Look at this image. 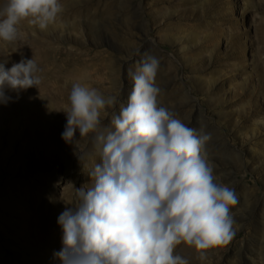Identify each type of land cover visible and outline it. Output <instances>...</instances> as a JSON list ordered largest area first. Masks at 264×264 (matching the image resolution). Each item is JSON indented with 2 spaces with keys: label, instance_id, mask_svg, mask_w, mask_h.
Wrapping results in <instances>:
<instances>
[{
  "label": "rangeland",
  "instance_id": "374dc122",
  "mask_svg": "<svg viewBox=\"0 0 264 264\" xmlns=\"http://www.w3.org/2000/svg\"><path fill=\"white\" fill-rule=\"evenodd\" d=\"M60 2L46 30L22 20L15 42L0 40V62L10 68L32 54L42 46L34 37L64 57L80 56L68 80L118 97L101 114L103 130L131 94L129 68L145 54L159 58L160 104L211 133L206 152L216 181L239 200L233 239L189 264H264V0ZM58 110L52 136L45 128L25 134L20 107L0 123V264H62L54 256L62 249L58 217L75 205L76 189L90 187L88 170L101 161L94 133L77 131L73 144L62 139L66 116Z\"/></svg>",
  "mask_w": 264,
  "mask_h": 264
},
{
  "label": "clouds",
  "instance_id": "9594fccd",
  "mask_svg": "<svg viewBox=\"0 0 264 264\" xmlns=\"http://www.w3.org/2000/svg\"><path fill=\"white\" fill-rule=\"evenodd\" d=\"M60 0H7L0 9V40L15 42L22 20L46 30L62 12ZM30 46V45H29ZM0 62V103L39 88L42 78L34 55L5 67ZM160 60L145 54L128 70L134 82L126 104L101 130V114L115 107L117 95L73 83L62 139L73 144L94 133L101 161L88 174L91 185L75 190L76 202L58 217L62 264H189L175 252L181 243L203 260L206 250L227 245L235 236V189L216 181L206 145L211 133L189 127L159 102ZM79 157V156H78ZM80 158V157H79Z\"/></svg>",
  "mask_w": 264,
  "mask_h": 264
},
{
  "label": "bare ground",
  "instance_id": "6f19581e",
  "mask_svg": "<svg viewBox=\"0 0 264 264\" xmlns=\"http://www.w3.org/2000/svg\"><path fill=\"white\" fill-rule=\"evenodd\" d=\"M6 2L7 0H0V9L5 6ZM34 38L37 44H42V46L25 58L31 59L34 55L39 68L42 69L39 73L42 82L39 88L31 87L27 90H20L18 94H16V91L7 90V95L11 98L13 96L21 98L17 99V102H13L10 99L7 103H0L8 109V114H5L6 110L0 113V123L4 117L7 118L13 114L12 112L9 113V111L16 106L22 109V119L27 123L26 128H23L24 132H26L25 134L29 135L32 130L37 128H45V131L52 136L55 134L53 124L56 123V114L60 113L58 108L63 110L70 103L68 97L73 83L68 79L73 75V72L68 71L81 57L74 55L64 57L62 55L63 50L60 48L50 47L46 42L40 41L36 37ZM19 61L20 59L17 60V62ZM29 146L31 147V145ZM32 197L35 196L32 194ZM176 250L186 252L185 258L187 259H190L193 255L199 256V253L193 247L184 243L178 245Z\"/></svg>",
  "mask_w": 264,
  "mask_h": 264
}]
</instances>
